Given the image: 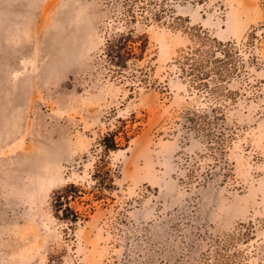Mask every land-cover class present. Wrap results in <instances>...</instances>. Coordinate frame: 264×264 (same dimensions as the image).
Returning <instances> with one entry per match:
<instances>
[{
  "label": "rangeland",
  "instance_id": "rangeland-1",
  "mask_svg": "<svg viewBox=\"0 0 264 264\" xmlns=\"http://www.w3.org/2000/svg\"><path fill=\"white\" fill-rule=\"evenodd\" d=\"M121 2L0 0V264H264V0L137 23L120 77Z\"/></svg>",
  "mask_w": 264,
  "mask_h": 264
},
{
  "label": "trees",
  "instance_id": "trees-1",
  "mask_svg": "<svg viewBox=\"0 0 264 264\" xmlns=\"http://www.w3.org/2000/svg\"><path fill=\"white\" fill-rule=\"evenodd\" d=\"M188 1L201 3L204 0H122L118 22H121L123 29L113 32L105 41L104 55L112 73L121 77L125 71L131 69V66L143 59L148 47V37L145 33L136 31L135 26L137 23L147 25L151 21L161 22L168 17L176 3ZM218 47L219 53L222 52L225 55L223 49L225 46L218 43ZM214 59L216 62L219 61L217 57H214ZM202 67L203 60L193 63L190 74L198 80H202V76H207V74L202 73ZM124 138L128 142V139ZM101 147L104 153L118 150L119 143L116 140V134L107 133L102 138ZM99 184L102 183L99 182ZM78 194L77 188L73 185H69L57 193L56 208L61 211L65 219L72 221L77 219L76 215L73 219H69L67 212L69 211L68 201L78 198Z\"/></svg>",
  "mask_w": 264,
  "mask_h": 264
}]
</instances>
